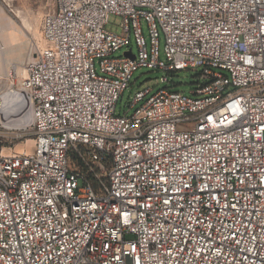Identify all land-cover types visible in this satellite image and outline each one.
<instances>
[{"label": "built area", "instance_id": "1", "mask_svg": "<svg viewBox=\"0 0 264 264\" xmlns=\"http://www.w3.org/2000/svg\"><path fill=\"white\" fill-rule=\"evenodd\" d=\"M54 3L20 81L34 148L0 154V264H264V0ZM142 68L203 84L116 115Z\"/></svg>", "mask_w": 264, "mask_h": 264}, {"label": "rangeland", "instance_id": "2", "mask_svg": "<svg viewBox=\"0 0 264 264\" xmlns=\"http://www.w3.org/2000/svg\"><path fill=\"white\" fill-rule=\"evenodd\" d=\"M8 1V3H7ZM54 0H0V6H3L5 10L12 16L15 17V20L22 25L26 33V41L24 48V60L28 61L30 58H35L36 53L41 50V47L38 44V39L33 35V33L23 24V17L31 20L37 17L40 13L45 14V17L51 13L54 9ZM19 12V14L16 13ZM43 19V21H44ZM42 21V23H43ZM123 19L119 16L112 15L107 26L109 31L121 33L122 28L121 24ZM145 37L149 42V29L145 22L142 23ZM42 28V27H41ZM28 32V33H27ZM164 40L162 39L161 46V58L165 60V55L163 52ZM133 46L135 52H137V47L135 41H133ZM126 50H120L115 54V57H121L124 55ZM17 58V57H16ZM18 61L12 59L10 62V79L11 83L14 84V88L19 87V76L17 74ZM201 69L199 70H185L175 73H168L161 70H151L148 68H142L136 71L130 84L125 91L123 97L120 98V101L116 107V115L123 116L124 114H132L135 108H129V102H131L136 93L143 91L146 88H153L152 95L161 89H168L171 92L182 93L184 95L192 97V92L198 88L199 85L203 84V79L200 77ZM164 77L169 78V83H162L161 79ZM2 78L0 72V79ZM35 133L32 127H28L23 130H6L0 125V154L5 155L11 154H22L30 153L34 148Z\"/></svg>", "mask_w": 264, "mask_h": 264}, {"label": "bare ground", "instance_id": "3", "mask_svg": "<svg viewBox=\"0 0 264 264\" xmlns=\"http://www.w3.org/2000/svg\"><path fill=\"white\" fill-rule=\"evenodd\" d=\"M16 13L19 14L18 11ZM44 16L45 14L40 13L31 20L23 17V24L38 39L41 50L49 47L41 28ZM23 27L15 20L14 16L10 15L3 6H0V72L2 75L0 79V125L6 130H25L31 126L30 113L25 111L21 100L20 81L25 76V65L34 58H30L28 61L24 60L26 33ZM37 54L35 55L37 56ZM12 59H16L19 63L17 74L20 80L17 89L14 88L10 79Z\"/></svg>", "mask_w": 264, "mask_h": 264}]
</instances>
